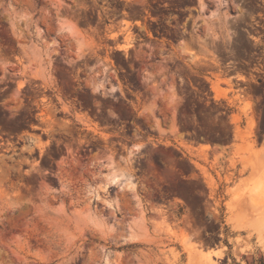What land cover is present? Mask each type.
I'll return each instance as SVG.
<instances>
[{
	"label": "rangeland",
	"instance_id": "1",
	"mask_svg": "<svg viewBox=\"0 0 264 264\" xmlns=\"http://www.w3.org/2000/svg\"><path fill=\"white\" fill-rule=\"evenodd\" d=\"M0 143V264H259L264 0H0Z\"/></svg>",
	"mask_w": 264,
	"mask_h": 264
},
{
	"label": "bare ground",
	"instance_id": "2",
	"mask_svg": "<svg viewBox=\"0 0 264 264\" xmlns=\"http://www.w3.org/2000/svg\"><path fill=\"white\" fill-rule=\"evenodd\" d=\"M124 178V185H125V187H131L132 188V185H134L133 184V182H132V179H130V178H128V177H123Z\"/></svg>",
	"mask_w": 264,
	"mask_h": 264
},
{
	"label": "crops",
	"instance_id": "3",
	"mask_svg": "<svg viewBox=\"0 0 264 264\" xmlns=\"http://www.w3.org/2000/svg\"><path fill=\"white\" fill-rule=\"evenodd\" d=\"M192 149L195 150V151H199V150H202V147L200 148V147H198V146L196 145V146H193Z\"/></svg>",
	"mask_w": 264,
	"mask_h": 264
},
{
	"label": "trees",
	"instance_id": "4",
	"mask_svg": "<svg viewBox=\"0 0 264 264\" xmlns=\"http://www.w3.org/2000/svg\"><path fill=\"white\" fill-rule=\"evenodd\" d=\"M259 264H264V258H261Z\"/></svg>",
	"mask_w": 264,
	"mask_h": 264
},
{
	"label": "flooded vegetation",
	"instance_id": "5",
	"mask_svg": "<svg viewBox=\"0 0 264 264\" xmlns=\"http://www.w3.org/2000/svg\"><path fill=\"white\" fill-rule=\"evenodd\" d=\"M0 144H2V143H0Z\"/></svg>",
	"mask_w": 264,
	"mask_h": 264
}]
</instances>
